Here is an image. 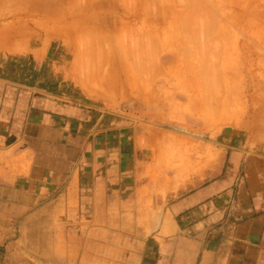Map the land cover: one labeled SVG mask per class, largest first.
<instances>
[{
  "label": "crops",
  "instance_id": "obj_1",
  "mask_svg": "<svg viewBox=\"0 0 264 264\" xmlns=\"http://www.w3.org/2000/svg\"><path fill=\"white\" fill-rule=\"evenodd\" d=\"M31 1L0 0V264H264V145L190 116L178 147L122 80L49 81Z\"/></svg>",
  "mask_w": 264,
  "mask_h": 264
},
{
  "label": "rangeland",
  "instance_id": "obj_2",
  "mask_svg": "<svg viewBox=\"0 0 264 264\" xmlns=\"http://www.w3.org/2000/svg\"><path fill=\"white\" fill-rule=\"evenodd\" d=\"M31 2V21L51 40L40 66L49 81H56L55 68L58 75L64 69L76 76L87 90L122 80L133 95L128 107L142 106L135 99L139 92L156 114L137 115L139 124L157 125L178 147L190 116L208 130L233 118L243 126L241 136L252 133L264 145V0ZM165 42H175L178 50ZM10 60L13 67L33 69L26 57ZM214 104L224 108L219 119L220 112L210 110Z\"/></svg>",
  "mask_w": 264,
  "mask_h": 264
},
{
  "label": "bare ground",
  "instance_id": "obj_3",
  "mask_svg": "<svg viewBox=\"0 0 264 264\" xmlns=\"http://www.w3.org/2000/svg\"><path fill=\"white\" fill-rule=\"evenodd\" d=\"M98 30V29H97ZM100 52V51H99ZM99 54V53H98ZM98 70V69H97ZM100 70V69H99ZM102 70V69H101ZM100 74H101V72H100ZM99 77H101V76H99ZM104 82V81H103Z\"/></svg>",
  "mask_w": 264,
  "mask_h": 264
}]
</instances>
